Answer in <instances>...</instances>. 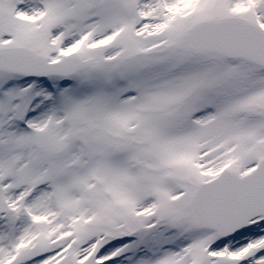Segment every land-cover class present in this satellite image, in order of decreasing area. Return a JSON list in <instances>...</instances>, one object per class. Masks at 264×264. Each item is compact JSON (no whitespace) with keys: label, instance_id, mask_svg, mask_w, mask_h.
I'll use <instances>...</instances> for the list:
<instances>
[{"label":"snow or ice","instance_id":"obj_1","mask_svg":"<svg viewBox=\"0 0 264 264\" xmlns=\"http://www.w3.org/2000/svg\"><path fill=\"white\" fill-rule=\"evenodd\" d=\"M0 264H264V0H0Z\"/></svg>","mask_w":264,"mask_h":264}]
</instances>
